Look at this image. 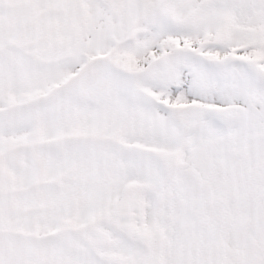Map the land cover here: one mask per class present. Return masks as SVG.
I'll return each instance as SVG.
<instances>
[{"label": "snow or ice", "instance_id": "1", "mask_svg": "<svg viewBox=\"0 0 264 264\" xmlns=\"http://www.w3.org/2000/svg\"><path fill=\"white\" fill-rule=\"evenodd\" d=\"M0 264H264V0H0Z\"/></svg>", "mask_w": 264, "mask_h": 264}]
</instances>
